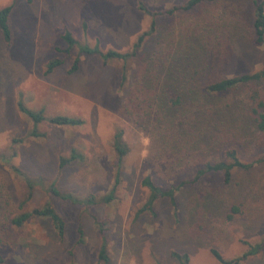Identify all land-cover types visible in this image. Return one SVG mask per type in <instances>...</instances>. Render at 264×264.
I'll return each mask as SVG.
<instances>
[{"label":"rangeland","instance_id":"374dc122","mask_svg":"<svg viewBox=\"0 0 264 264\" xmlns=\"http://www.w3.org/2000/svg\"><path fill=\"white\" fill-rule=\"evenodd\" d=\"M138 1L163 11L185 0H0V10L11 7L9 45L0 34L1 264H180L172 254L186 255L188 264H218L210 249L229 260L255 245L261 250L241 264H264V133L254 131L251 112L253 98L264 102V79L217 96L205 92L209 82L264 69V37L253 44L254 0H214L158 16L134 48L149 23ZM66 32L75 41L70 48L61 38ZM78 46L129 56L103 64ZM55 59L61 64L45 73ZM74 60L77 70L69 73ZM19 100L45 120L19 113ZM56 116L83 124L46 121ZM31 130L43 137L28 136ZM118 130L127 154L112 202L72 205L46 192L53 185L78 199L105 194ZM71 150L82 159L58 168ZM229 150L251 166L233 169L226 184L215 172L183 186L175 209L158 199L152 214L138 213L144 175L165 189L206 162H227ZM46 204L63 223L61 235L44 217L10 223ZM102 244L105 263L97 260Z\"/></svg>","mask_w":264,"mask_h":264},{"label":"trees","instance_id":"16d2710c","mask_svg":"<svg viewBox=\"0 0 264 264\" xmlns=\"http://www.w3.org/2000/svg\"><path fill=\"white\" fill-rule=\"evenodd\" d=\"M214 0H185L184 3L172 6L169 9L163 10V11H150L147 10L145 5L138 1L137 2V10L141 13L147 15L149 17V23L147 30L141 33L134 43L133 47L137 48L144 37L152 33L154 28L155 19L158 16L163 15H172L174 12L182 11V12H189L196 7H199L201 5L209 4L213 2ZM11 11V7H5L0 10V34L2 37L3 42L5 45H9L10 43V30L7 24V19L9 16V13ZM252 33H253V44L254 45H261L263 43V37H264V0H254L253 1V12H252ZM61 38L66 42L67 48H70L72 45L75 44V41L70 37L69 33H64ZM79 47V53L85 54L88 56H99L103 64L107 59H126L129 54H119L113 51H106L105 53H100L97 48H88L86 46H78ZM61 64L60 60H52L50 61L47 66L45 73L51 72L54 68L58 67ZM77 64L78 61L74 60L71 68L69 69V73L74 72L77 70ZM125 77L122 72V75L120 76V81H124ZM264 79V69L249 72L245 74L235 75L230 78H221L217 81H212L206 84L205 92L206 95L209 96H217L219 94H223L227 91L236 89L238 87L245 86L249 83H256L260 80ZM253 101H255V108L251 110L253 118H252V127L255 132L263 134L264 133V102L260 101L256 98H253ZM16 110L23 114L26 118L31 120L34 123L40 122L45 120L41 113H33L31 111H28L21 100L16 102ZM215 121L217 119L216 115L218 113H214ZM206 120L204 122L206 124H211V119L208 118L210 114L206 113ZM49 124L55 125V126H69V127H79L83 124L81 120L68 118V117H62V116H56L52 118H48L46 120ZM214 121V122H215ZM122 130H118L112 137L111 142V149L114 153V175H113V183L110 187V189L103 195L99 196L98 198H95L93 196H87L84 199H78L74 195L70 193H61L57 189L54 188L53 185H49L46 188V192L52 195L53 197L66 201L72 205H94V204H108L112 202L115 199V193L117 191V188L120 184V167L122 163L123 157L127 154V147L124 145L122 141ZM33 138H39L43 137L42 134H37L34 130H31L29 135ZM225 157L228 160L220 161V162H214L209 163L206 162L202 165V168L197 169L194 173V175L191 177L188 181H180L176 184H171L167 188L162 189L156 184L153 183V181L150 179L149 175H144L140 181L139 185L140 187L144 188L147 192L146 198L142 206L138 209V213L143 212H149L152 214V207L153 204L158 199H165L168 204L171 206L172 209H175V200L174 196L175 193L182 188L185 185H192L196 183L200 178H202L204 175L208 173H221L223 183H228L231 171L233 169H248L251 164H244L240 162L236 156V154L229 150L225 153ZM82 159L81 155L77 154L75 150H71L69 153V156L67 158H59L58 160V168H62L65 165L70 164L73 161H80ZM9 169L15 174L20 177H23L24 182L26 183L28 188L33 187L34 182L25 178V176L20 173V171L13 166H9ZM29 195V194H28ZM30 216H36V217H44L48 218L53 228L56 230V232L61 235L63 231V223L59 216L56 214V212L51 208L49 205H44L41 208L33 209L30 213H23L20 214L10 220V223L14 225L15 227H20L21 224L27 220ZM98 225V224H97ZM99 227V225H98ZM100 229V227H99ZM76 233L78 235H81V232L79 229H77ZM80 241V240H79ZM78 241V242H79ZM261 250V245H255L250 247L247 251H245L243 254H241L238 257H235L234 259L225 260L223 259L220 254L214 250L210 249L209 253L211 257L218 263V264H241L243 261H245L248 257L256 255ZM107 252L105 251V245L102 244L97 252V260L100 262H107ZM172 256L180 263V264H188V257L184 254L178 255V254H172ZM2 263V259L0 258V264Z\"/></svg>","mask_w":264,"mask_h":264}]
</instances>
